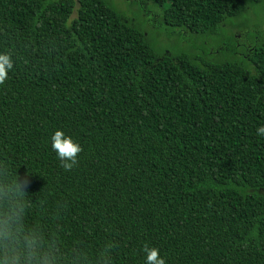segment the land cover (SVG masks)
I'll use <instances>...</instances> for the list:
<instances>
[{"label":"trees","instance_id":"1","mask_svg":"<svg viewBox=\"0 0 264 264\" xmlns=\"http://www.w3.org/2000/svg\"><path fill=\"white\" fill-rule=\"evenodd\" d=\"M129 1L162 15L0 0V164L28 181L26 224L92 264L109 243L112 264H145V244L264 264V0ZM57 130L82 149L71 170Z\"/></svg>","mask_w":264,"mask_h":264},{"label":"clouds","instance_id":"2","mask_svg":"<svg viewBox=\"0 0 264 264\" xmlns=\"http://www.w3.org/2000/svg\"><path fill=\"white\" fill-rule=\"evenodd\" d=\"M13 68L10 56L0 54V84ZM264 136V126L257 129ZM51 147L56 152L62 167L71 170L82 151L78 143L57 130L51 137ZM28 181L18 179L6 165L0 164V264H92L79 246L65 253L54 239L46 240L39 226L26 224L29 199L25 191ZM114 247L106 244L100 251L95 264H112L109 253ZM146 253L145 264H165L156 247L143 246Z\"/></svg>","mask_w":264,"mask_h":264},{"label":"rangeland","instance_id":"3","mask_svg":"<svg viewBox=\"0 0 264 264\" xmlns=\"http://www.w3.org/2000/svg\"><path fill=\"white\" fill-rule=\"evenodd\" d=\"M112 1L122 11L127 9V13L129 12L131 14V17L134 19V21H144V20H148L149 21L155 15H157L158 17H161V15H162V9L156 7L154 4L152 5L151 9H148V11L143 12V11L140 10L139 6L136 3L132 4V2L129 1V0H128V2L124 1V3L121 0H112ZM148 31L151 32L150 29Z\"/></svg>","mask_w":264,"mask_h":264},{"label":"flooded vegetation","instance_id":"4","mask_svg":"<svg viewBox=\"0 0 264 264\" xmlns=\"http://www.w3.org/2000/svg\"><path fill=\"white\" fill-rule=\"evenodd\" d=\"M249 29L250 28H246L245 31H242L240 29L239 30L238 29L235 30V32H236L235 35L237 36V38H244L243 39V43L248 48V51L250 50L249 39H245V37L247 36V32H248ZM256 36H257V34H256ZM237 53H241V52L239 51Z\"/></svg>","mask_w":264,"mask_h":264}]
</instances>
